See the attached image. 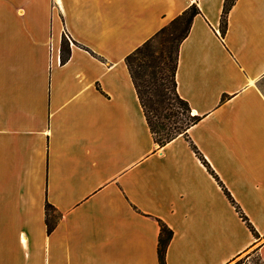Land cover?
Instances as JSON below:
<instances>
[{"label":"crops","instance_id":"1","mask_svg":"<svg viewBox=\"0 0 264 264\" xmlns=\"http://www.w3.org/2000/svg\"><path fill=\"white\" fill-rule=\"evenodd\" d=\"M224 1L0 0V264H160V222L167 264H230L264 238V0H236L222 36ZM193 3L188 138L258 238L189 140L155 142L125 62Z\"/></svg>","mask_w":264,"mask_h":264},{"label":"trees","instance_id":"2","mask_svg":"<svg viewBox=\"0 0 264 264\" xmlns=\"http://www.w3.org/2000/svg\"><path fill=\"white\" fill-rule=\"evenodd\" d=\"M235 2L236 0L224 1L220 25L222 36L226 34L228 14ZM200 13L198 5L193 3L150 39L137 47L125 59L147 124L159 146L166 145L180 135L189 140L188 130L201 120V116L192 114L189 103L179 95L176 82L180 45L188 36L195 16ZM69 46V40L66 36H63L61 45L62 63L69 59ZM189 142L196 156L219 183L246 226L258 238V232L240 205L232 197L196 145L190 140ZM54 210L55 208L51 204H46V225L49 232L56 226L55 217L53 216ZM160 226L157 253L160 264H167L166 253L173 237V231L162 222H160ZM260 261L264 264L261 257Z\"/></svg>","mask_w":264,"mask_h":264},{"label":"rangeland","instance_id":"3","mask_svg":"<svg viewBox=\"0 0 264 264\" xmlns=\"http://www.w3.org/2000/svg\"><path fill=\"white\" fill-rule=\"evenodd\" d=\"M259 86L264 94V79L260 81ZM261 242H264V238L257 240L251 249L234 259L230 264H262L257 248Z\"/></svg>","mask_w":264,"mask_h":264}]
</instances>
